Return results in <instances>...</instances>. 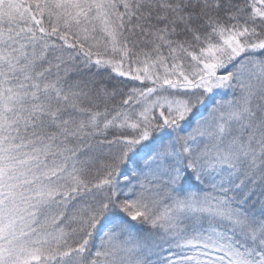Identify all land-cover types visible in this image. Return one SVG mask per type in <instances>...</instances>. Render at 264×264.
<instances>
[{"label": "snow or ice", "instance_id": "obj_1", "mask_svg": "<svg viewBox=\"0 0 264 264\" xmlns=\"http://www.w3.org/2000/svg\"><path fill=\"white\" fill-rule=\"evenodd\" d=\"M0 264H264V0H0Z\"/></svg>", "mask_w": 264, "mask_h": 264}]
</instances>
